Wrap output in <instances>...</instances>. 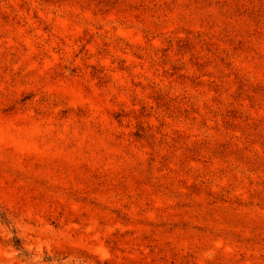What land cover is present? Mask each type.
I'll list each match as a JSON object with an SVG mask.
<instances>
[{
    "label": "rangeland",
    "instance_id": "374dc122",
    "mask_svg": "<svg viewBox=\"0 0 264 264\" xmlns=\"http://www.w3.org/2000/svg\"><path fill=\"white\" fill-rule=\"evenodd\" d=\"M0 264H264V0H0Z\"/></svg>",
    "mask_w": 264,
    "mask_h": 264
}]
</instances>
